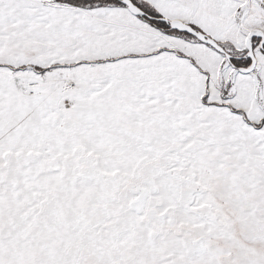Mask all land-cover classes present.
Here are the masks:
<instances>
[{
    "label": "snow or ice",
    "instance_id": "1",
    "mask_svg": "<svg viewBox=\"0 0 264 264\" xmlns=\"http://www.w3.org/2000/svg\"><path fill=\"white\" fill-rule=\"evenodd\" d=\"M0 264H264V0H0Z\"/></svg>",
    "mask_w": 264,
    "mask_h": 264
}]
</instances>
